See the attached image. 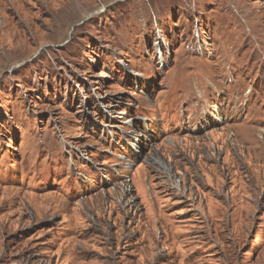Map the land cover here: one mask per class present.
Listing matches in <instances>:
<instances>
[{"label": "rangeland", "instance_id": "1", "mask_svg": "<svg viewBox=\"0 0 264 264\" xmlns=\"http://www.w3.org/2000/svg\"><path fill=\"white\" fill-rule=\"evenodd\" d=\"M0 264H264V0H0Z\"/></svg>", "mask_w": 264, "mask_h": 264}]
</instances>
